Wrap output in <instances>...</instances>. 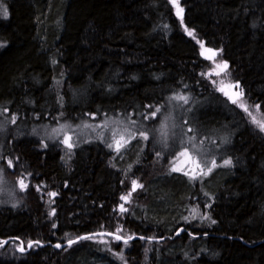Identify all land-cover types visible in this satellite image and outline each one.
Here are the masks:
<instances>
[{
	"label": "trees",
	"instance_id": "1",
	"mask_svg": "<svg viewBox=\"0 0 264 264\" xmlns=\"http://www.w3.org/2000/svg\"><path fill=\"white\" fill-rule=\"evenodd\" d=\"M0 1V145L5 173L28 185L0 196V264H264V0ZM214 60L248 111L214 86ZM176 95L199 104L184 131L227 143L231 165L203 181L166 173L176 147L138 135ZM115 118L137 127L119 152L112 127L97 128ZM64 134L75 136L69 158ZM132 180L143 187L125 203ZM94 233L137 239L52 247Z\"/></svg>",
	"mask_w": 264,
	"mask_h": 264
},
{
	"label": "rangeland",
	"instance_id": "2",
	"mask_svg": "<svg viewBox=\"0 0 264 264\" xmlns=\"http://www.w3.org/2000/svg\"><path fill=\"white\" fill-rule=\"evenodd\" d=\"M4 9H5V6L0 1V20L3 17H5L3 15ZM222 64H223V62H221L220 60H214L213 61L212 68L210 70V76H212L211 80L214 83V86L217 88V90L222 91L228 97L229 100L235 99L236 100L235 104L238 107H240L241 103H239V102L237 103L238 94H236V92H235V87L227 81V79L224 76V71H221L220 67H218V65H222ZM171 102H172V104H170L169 106L165 104V105L159 107V108H161L160 109L161 112L159 114H162L164 116L156 125L155 130H153V131L151 130L154 128L150 124V120L152 118L147 119V120L144 119V120L139 121L137 123L138 129H141V130L145 129L143 131H148L149 136H153V138H155V139H153L155 141V144L162 151H164V152L168 151L172 145H174L176 147L177 154L175 157H172L173 161L171 162V164L167 163L165 165L166 173H176V174L185 175V172H187L188 175H185V176L190 181H194V180L203 181V180L209 178L210 176H212L216 171H218L220 169L228 168L232 162L228 165L224 164L225 160H229V161H231V160L228 157L227 143L226 144L223 143L224 142L223 139L219 138V136H220V134H218L219 132H216L215 134H213V133L206 131V130H200L199 131L198 129L197 130L193 129L194 134H188L186 131L183 130V128L189 127V123H188L189 114H192V112L194 114L195 111L198 109L199 104H197L195 102L194 103L189 102V100L186 104L184 101L174 100V99ZM244 107H246V106H244ZM249 111H251V117L254 116L255 118H259L253 109L249 108ZM175 116H176V118H175ZM166 117H170V118L166 120L165 119ZM177 119H178V121H177ZM111 123H113L112 126L109 125L110 122L104 121V122L99 123L98 124L99 126L97 127V128H101V129H102V127H105V125L112 127V128H107V132H106V138L109 139L108 140L109 143H113L112 129L122 130V129H120V126H127L128 129H130L129 132H131V130L134 131L137 128L135 125H133L131 123L129 124L125 120L120 119V118H115L114 120H111ZM162 123H167V126H168L167 130H168L169 135H168V138L166 141H163L161 139L160 133H159V131H157L160 128ZM180 123L182 124L183 127H180L181 126ZM260 123H262V122H260ZM187 125H188V127H187ZM61 126H64L63 129L66 128V125L61 124L59 126L60 129H61ZM79 126H80V128L77 129L76 135H79V136L85 135L86 132L89 130L87 127H85L86 124L80 123ZM124 128H126V127H124ZM190 128H192V127H190ZM79 129L81 131H79ZM48 132L50 133L49 136H51L52 134H56V133H53L52 128L48 129ZM127 133L128 132L124 133L126 138H127ZM64 136H65V134H64ZM64 136L61 138V142L64 140ZM69 136L72 137L71 142L74 144L75 136L72 134L71 135L69 134ZM189 137H194V139L191 142H188ZM63 145L65 146L63 149V151H64L63 156L66 158H69V156H70L69 148L64 143H63ZM193 145H195V147H193ZM184 147H188L190 152L192 153V155L195 157V159L198 162H200V164H201V168L195 169V172L193 171V169L195 168V165L188 163L184 157H180L178 155V153L180 151H182V149ZM113 148L115 149V147H113ZM163 155H165V153H163ZM160 158H162V156ZM213 160L216 162L215 167L212 166ZM0 162H1V164L4 163L2 165L3 169L0 167V170H2V172H0V196H2V194H6V196H7V197H5L6 199H12V200H14V198L17 199V197L19 198L18 193L22 192V194H24L25 189L21 190L19 183H18L19 180H15L13 178L15 180L13 182V179L10 178L9 173L8 172L5 173L6 172L5 168L10 169V167L8 166L7 161H5L3 158V150H2L1 145H0ZM173 167L179 168L180 171H176V172L171 171V169ZM210 167L212 168V171L206 176L203 175L201 169L203 171H206L207 168H210ZM194 174L196 175V178L191 179L190 177ZM9 183H11V185ZM139 189H137L135 192H137Z\"/></svg>",
	"mask_w": 264,
	"mask_h": 264
},
{
	"label": "snow or ice",
	"instance_id": "3",
	"mask_svg": "<svg viewBox=\"0 0 264 264\" xmlns=\"http://www.w3.org/2000/svg\"><path fill=\"white\" fill-rule=\"evenodd\" d=\"M171 2L175 4L176 0H171ZM179 12H182V9H178V14H179ZM3 15H4L5 17H7V15H8L7 9H4V10H3ZM189 34H191V33H189ZM202 46H203V45H202ZM206 51H208V52L211 53V57H208V58H212V57H214V56L217 55V53L213 52L211 49H206ZM218 67H220V70H221V71H225V70L228 68V65H227V63L225 62V63H223L222 65H218ZM235 87H239V85H236ZM238 95H239V94H238ZM230 98H231V97H230ZM172 99H174V100L184 101L185 103L188 102V98L185 97V96H182V95H177V96H175V97H172ZM233 103H236V100H235V99H233ZM241 106L244 107L243 105H241ZM149 107H151V106H149ZM257 107H259V106H257ZM244 110H245V111H248V109H247L246 107H244ZM159 112H160V108L157 107L154 111H152V112L149 113L148 115H145V116H144V119L147 120V119H150V118H155V117L157 116V113H159ZM169 118H170V117H166L165 119L167 120V119H169ZM12 122H13V123L15 122V118H13ZM254 122H256V121L254 120ZM132 123L134 124L135 121H132ZM105 126H106V125H105ZM63 127H64V126H61V129H53V133L59 134V132L63 130ZM259 127L261 128L262 131H264V123H259ZM167 128H168L167 123H162L161 126H160V128L157 130V131H159L160 136H161V139H162L163 141H166L167 138H168V135H169ZM126 131H127V129H124V130L112 129V139H113V143H108V147H109V148H113V147H115V150H116L117 152H119L120 149L123 148L127 143H129V141H130L131 139H135V138H136V136H137V133H136V132H128V133H127V138H126V137H125V134H124ZM188 131H189V132H192L193 129H192V128H189ZM138 135H139L140 138H142V139L145 140V141H147V140L149 139V132H148V131H143V130H141V131H139ZM193 139H194V137H189V138H188V142H191ZM71 141H72V137L69 136V135H67V134H65V136H64V140H63L62 142H63V143L69 148V149H71V148L74 146L73 143H72ZM105 142H107V141H105ZM193 147H195V145H193ZM157 155L159 156L160 153H157ZM178 155H179L180 157H184L188 163H191V164H194V165H195V168L193 169L194 172H195V169H200V168H201V164H200V162H198V161L195 159V157L192 155V153L190 152V150H189L188 147H184V148L182 149V151H180V152L178 153ZM7 163H8V166H9L10 168L13 167V161H12V160H8ZM230 163H231V161H229V160H225V161H224V164H225V165H228V164H230ZM212 166H213V167L216 166V162H215L214 160L212 161ZM171 171L176 172V171H180V169L177 168V167H173V168L171 169ZM201 171H202V174L206 176V175H208V174L212 171V168H211V167H210V168H207L206 171H203V170L201 169ZM0 172H2V170H0ZM185 175H188V173L185 172ZM190 178H191V179H195V178H196V175L194 174V175H192ZM18 183H19V186H20L21 190H24V189H26V188L28 187V185L25 183V179H23V178L20 179V180L18 181ZM131 184H132V189H131V191L128 192L126 195L121 196V198H120V199H121L122 201H124L125 203H127V202L129 201V199H130V197L132 196V193H133V192H135L137 189L143 187V186H142L141 184H139L136 180H132V181H131ZM49 195L52 196V197H55L57 194H56L55 192H52V193H49ZM119 210H120L121 212H126V211H127V209L124 207V204H121V205L119 206ZM54 213H55V210L53 209V212L50 213V215H51V214H54ZM53 227L55 228L56 225L53 224ZM120 231H121V229H117V232H120ZM108 235H114V237H115L116 240H120V239H122V237H121L120 235H116V234H114V233H108ZM91 238H92L91 236H85V237H78L77 240L91 239ZM131 239H132V236H128L127 239L124 240V243L127 244L128 240H131ZM77 240L69 239V240H68V245L71 246L72 244L77 243ZM33 243H39V241H36V242H31V241H30L29 244H28V246H29V247H32V246H33ZM55 247L59 248V247H61V245H60V244H57V245H55ZM21 251H23L22 248H21Z\"/></svg>",
	"mask_w": 264,
	"mask_h": 264
},
{
	"label": "water",
	"instance_id": "4",
	"mask_svg": "<svg viewBox=\"0 0 264 264\" xmlns=\"http://www.w3.org/2000/svg\"><path fill=\"white\" fill-rule=\"evenodd\" d=\"M214 57H215V56H214ZM214 57H213V58H214ZM180 234H181V229L178 230V232L176 233V235H180ZM85 236H91L92 238H95V237H110V238H114V239H115L114 235H108V233H94V234L84 235V236H81V237H85ZM125 239H127V238H123V237H122V239H120V240H118V241L124 243V240H125ZM135 239H137V237H133L131 240H128L127 243H129V242H131V241H133V240H135ZM74 240H77V239H74ZM83 240H84V239H83ZM144 240H146V239H144ZM79 241H82V240H77V242H79ZM157 241L159 242V240H157ZM160 241H161V240H160ZM8 242H9V240L4 241V242L1 244V246L7 244ZM33 244H34V243H33ZM55 245H57V244H55ZM55 245H53L52 247H53V249L58 250V251H59V250H63V249H65V248H67V247H70V246L68 245V242H65V243L60 244L61 247H59V248L55 247ZM72 245H73V244H72ZM39 246H43V245L39 244ZM21 248L23 249V251H21ZM30 249H31V247H29V246H27V248L24 249V248H23V245L20 244L19 252H20V253H27Z\"/></svg>",
	"mask_w": 264,
	"mask_h": 264
}]
</instances>
